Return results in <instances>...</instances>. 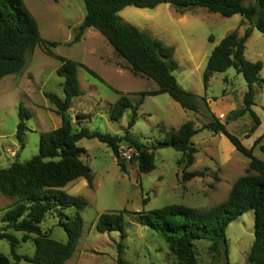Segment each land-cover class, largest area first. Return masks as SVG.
Instances as JSON below:
<instances>
[{
  "label": "rangeland",
  "instance_id": "1",
  "mask_svg": "<svg viewBox=\"0 0 264 264\" xmlns=\"http://www.w3.org/2000/svg\"><path fill=\"white\" fill-rule=\"evenodd\" d=\"M35 18L41 38L56 42L49 48L54 56L71 60L82 67L77 69L83 95L73 99L69 115L74 130L85 128L122 136L131 110H127L118 121L109 118L112 104L122 95L127 96L137 110L131 136L146 146L164 139L166 132L177 130L183 123L192 121L199 132L191 139L197 149L194 162L186 172H203L202 177L183 181L184 161L170 147L154 151L155 169L147 174L137 170L130 149L125 159L126 173L117 166L112 152L96 139H82L78 146L85 150L82 161L93 175L92 187L78 179L61 189L68 196H80L86 208L80 213L83 226L77 247L64 264H117L118 247L124 264H181L170 253L161 236L141 225L131 213L151 211L166 205L181 204L190 208L208 210L223 202L233 183L248 167V159L235 151L221 134L202 129L213 114L226 129L238 137L246 148L253 147V155L264 161V85L255 87L252 111L259 119L255 132L249 133L253 122L249 115L241 118L236 113L242 108L246 83L242 75L233 68L223 73H214L204 85L202 75L213 48L227 34L236 31L242 36L247 29L251 34L245 43V59L251 63L261 62L259 77L264 79V35L239 15L223 18L205 9L189 8L176 10L161 4L153 10L126 7L118 13L119 18L146 32L164 45L174 48L173 59L177 69L172 73L178 85L193 94L197 111L183 110L167 94L147 96L141 99L140 92L156 90V84L134 74L126 62L109 46L94 29L86 30L79 40L72 43L81 24L85 9L79 0H23ZM254 0H245L252 5ZM42 48L36 47L25 55V65L16 75L0 80V168H8L14 162H25L38 154L39 136L56 129L60 117L55 107L44 97L53 93L62 97V79L56 75L59 62ZM93 71L96 79L85 68ZM22 104L30 113L25 120L23 148L16 138L19 122L18 106ZM81 114L86 119L75 124L74 116ZM127 149L123 150L124 152ZM14 200L0 194V229L2 215L12 208ZM126 211L123 216L125 238L115 231L99 233L95 229L97 218L108 212ZM73 208L67 211L54 210L40 224L50 238L66 243L67 235L60 227L65 216H73ZM253 212L237 217L226 228L225 241L220 246V257L212 261L206 241L194 242V253L198 264H248L247 256L253 242ZM20 239L23 234L9 230ZM29 235L20 243L17 255L32 257L35 253L33 239ZM0 253L10 255V245L0 240ZM17 264H29L21 261Z\"/></svg>",
  "mask_w": 264,
  "mask_h": 264
},
{
  "label": "trees",
  "instance_id": "2",
  "mask_svg": "<svg viewBox=\"0 0 264 264\" xmlns=\"http://www.w3.org/2000/svg\"><path fill=\"white\" fill-rule=\"evenodd\" d=\"M83 2L85 15L72 40L75 43L88 29L97 31L123 59L134 74L152 80L156 90L139 93L141 99L147 96L167 94L183 110L197 111L195 96L182 89L173 72L178 65L173 59L174 48L164 45L146 32L122 21L118 13L126 7L153 10L161 4H168L176 10L201 8L223 18L241 16L256 31L264 35V0H254L252 5H244L245 0H79ZM251 34L247 29L242 36L233 31L224 36L211 51L202 75L205 85L214 73H223L233 68L242 75L246 83V92L242 98V108L237 118L249 115L253 125L249 133L259 126V119L252 111L255 87L264 85L259 77L261 62L251 63L245 59V43ZM58 46L41 38L35 18L25 6L23 0H0V80L9 75L18 74L25 65V55L34 48H42L48 55L54 56L49 48ZM59 62L56 75L62 79V97L53 93H44V97L55 107L60 117L59 126L39 136L38 154L25 162H14L8 168H0V194L14 200L13 206L2 215L3 227L0 240L10 245V255L14 264L24 261L29 264H64L73 255L82 232L83 221L80 213L87 202L80 196H68L61 189L68 184L83 179L92 187L93 175L82 161L85 153L78 143L82 139H96L110 149L117 166L126 173L125 159L121 153L132 149L135 153L137 170L147 174L155 169L154 151L170 147L178 152L184 161L183 181L202 177L203 172H186L192 166L197 149L191 139L199 132L192 121L183 123L177 130L165 133L164 139L154 145L146 146L133 138L130 129L135 125L137 110L141 102L134 107L130 99L122 95L109 112V118L118 122L127 110H131L126 129L122 136L91 132L85 128L73 129L69 115L73 99L82 96L77 69L82 67L71 60L54 56ZM85 68V67H84ZM86 72L100 80L90 69ZM31 113L22 105L18 106L19 122L16 138L20 149L23 148V134L27 129L25 120ZM76 125L86 119L84 115L74 116ZM213 134H221L234 147L235 151L248 159V167L231 186L227 198L208 210L190 208L181 204L166 205L151 211L134 212L138 222L162 237L171 255L181 264H198L194 253L195 241H206L212 261L220 257V246L224 243L227 226L237 217L248 211L253 212V242L247 256L248 264H264V161L253 155V147L246 148L240 139L226 129L213 114L211 120L202 126ZM264 136V135H262ZM264 152V145L260 147ZM73 208V216H65L60 227L67 235L66 243L50 238L40 224L54 210L67 211ZM126 211L101 214L95 223L99 233L115 231L125 238L123 216ZM9 230L20 232L17 239ZM35 236V253L32 257L17 255L16 247L25 243L28 236ZM117 264H124L118 247ZM0 264H11L7 256L0 253Z\"/></svg>",
  "mask_w": 264,
  "mask_h": 264
},
{
  "label": "built area",
  "instance_id": "3",
  "mask_svg": "<svg viewBox=\"0 0 264 264\" xmlns=\"http://www.w3.org/2000/svg\"><path fill=\"white\" fill-rule=\"evenodd\" d=\"M129 152H130V149H127L125 152L123 151L122 153H121V155H122V157L124 158V159H129Z\"/></svg>",
  "mask_w": 264,
  "mask_h": 264
}]
</instances>
